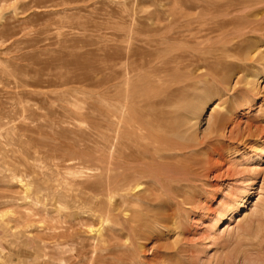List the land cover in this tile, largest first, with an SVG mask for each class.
Here are the masks:
<instances>
[{
  "label": "rangeland",
  "instance_id": "374dc122",
  "mask_svg": "<svg viewBox=\"0 0 264 264\" xmlns=\"http://www.w3.org/2000/svg\"><path fill=\"white\" fill-rule=\"evenodd\" d=\"M197 4L228 8L226 18L234 21L228 36L244 38L242 50L253 49V56L261 54L262 61L255 64L230 57L235 64L226 77L231 88H226L241 91L213 94L206 100L203 94L212 87L200 89L197 96L189 89L188 97L180 100L181 110L206 103L194 122L200 141L210 138L218 112L223 113V122L226 118V138L221 146L200 152L204 172L199 190L189 191L185 203L171 199L156 208L170 214L168 228L154 230L145 251L153 262L158 247L169 249L171 254L156 264H264V160L248 163L258 153L264 158V0L209 4L202 0H4L0 6V264L111 262L116 217L126 213L120 212V200L112 196L109 155L100 163L97 110L101 108L102 54L107 50V57L114 56L115 40L131 38L133 44L150 43L153 53L159 54L155 46L164 36V11ZM174 74L147 75L148 79L137 75L129 86L145 89L157 87L156 82L167 89L180 83L185 73ZM237 80L244 81L237 86ZM246 81L252 86L245 87ZM110 83L107 99L113 100L119 90L112 93ZM246 88L252 91L247 94ZM120 90L124 93L126 86ZM41 121L44 128L37 127ZM247 125L254 137L244 143L229 139L232 131L236 137L237 128ZM21 174L30 178L26 187L12 181ZM243 197L245 206L215 231L219 217Z\"/></svg>",
  "mask_w": 264,
  "mask_h": 264
},
{
  "label": "bare ground",
  "instance_id": "6f19581e",
  "mask_svg": "<svg viewBox=\"0 0 264 264\" xmlns=\"http://www.w3.org/2000/svg\"><path fill=\"white\" fill-rule=\"evenodd\" d=\"M202 1L209 4L214 3L215 0ZM2 2L4 0H0V6ZM223 6H226L225 2ZM229 15L228 8L216 10L214 6L206 7L198 4L186 10L168 9L164 11L162 18L163 39L155 46L159 54L153 53V45L150 43L138 45L134 42L133 44L132 38L127 41L115 40L112 45L114 56L107 57L108 55L105 54L107 50L102 54L103 62L99 69V85L102 91L98 100L101 108L97 110L98 119L96 118L100 129V135L98 134L100 140H97L101 151L100 163L108 154L112 166L110 169L112 196L120 200V212L126 213L116 217L117 227L113 231L114 234H111L116 243L111 250L108 249L112 255L109 264H156L161 261L163 255L171 254H167L169 250L167 247H158L154 254L157 256L154 261L152 260L155 263L147 258L146 245L152 239L153 231L168 228L165 223H168L170 214L156 208L163 206L167 201L170 203L171 199L185 203L189 191L199 190L197 183L204 172L200 170V166L202 168L204 165L200 152L211 146H221L224 142L222 138H226L227 126L224 123L226 118L223 122L222 112H218L213 120L210 138L201 141L198 138L194 122L200 119L205 109L206 103L203 104V99L208 100L213 94L226 96V93L240 90L237 87L231 90L226 88L229 85L226 77L235 64L230 57L255 64L262 61L261 54L253 56L255 53L253 49L242 50L241 43L246 41L244 38L241 39L242 37L234 34L228 36V30L234 24V21L226 18ZM206 21L210 22V25H207ZM146 57L151 60H145ZM180 72L185 73L182 77L180 75V83L175 85L174 82V85L167 89L156 82L153 83L158 85L157 87L152 84L150 86L153 87H144L145 89L129 86L136 81L133 79L137 75L157 77ZM148 76L145 78L148 79ZM228 81L230 82L229 79ZM243 81L237 80L236 85L240 86ZM110 82H114L113 85ZM107 83L112 85V93L118 90L120 92L123 86H126V91L118 92L113 100H108L106 87L109 84ZM248 86H252L250 82H247L245 87ZM205 87L212 89L203 94L204 98H201L203 102L200 106L192 109L187 106L183 110L178 108L177 105L180 104L182 97L186 95L188 97L189 89H193L194 96H197L199 90ZM250 91L252 89H247L246 93L249 94ZM37 127L44 128L43 122L41 121ZM237 131L236 137L234 131L231 132L229 137L231 141L244 143L250 137H254L250 125L242 130L239 126ZM246 134L248 136H245ZM263 160V154L258 153L251 156L248 163H261ZM100 168L102 169L103 166ZM26 177L21 174L12 181L26 187L29 178L26 180ZM102 178L101 180H106ZM245 204L243 197L237 201L233 209H227L215 222V231L223 220L231 221L233 215ZM82 239L85 241L84 238ZM138 243L140 249H137Z\"/></svg>",
  "mask_w": 264,
  "mask_h": 264
}]
</instances>
